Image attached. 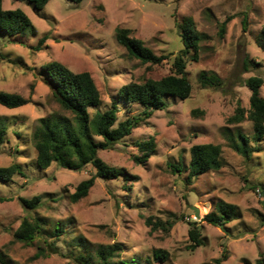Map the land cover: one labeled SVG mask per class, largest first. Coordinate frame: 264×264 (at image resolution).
<instances>
[{
  "label": "rangeland",
  "instance_id": "rangeland-1",
  "mask_svg": "<svg viewBox=\"0 0 264 264\" xmlns=\"http://www.w3.org/2000/svg\"><path fill=\"white\" fill-rule=\"evenodd\" d=\"M3 7L22 8L33 22L32 31L12 38L0 36V91L30 99L17 108L0 104V116L8 121L0 167L18 162L25 171L24 176L0 180L4 198L0 200V253L6 264H80L81 253L113 243L122 245V258L149 264H214L224 250L229 257L222 264L264 261V138L261 150L246 157L231 147L230 138L236 137L238 127L255 148L253 123L228 122L238 106L249 109L251 91L245 81L252 76L264 80V0H83L79 4L50 0L42 10L27 1L3 0ZM186 18H193L205 34L198 52L185 57L190 96L168 98L165 109L155 110L129 136L99 151L109 165L132 175L128 181L97 178L87 197L71 202L70 193L95 169L37 165L32 139L37 121L60 111L43 66L59 61L75 72H90L101 93V105L90 110L92 115L115 102L118 124L143 110L140 104L119 98L124 85L174 73L175 58L184 48L180 25ZM118 28L131 29L132 37L167 58L151 64L132 57L116 39ZM203 75L216 76L221 83L204 84ZM150 138L155 150L145 164H137L133 160L140 154L137 142ZM201 143L221 145L224 166L188 181L191 147ZM35 196L42 198L35 209L20 200ZM220 201L238 207L226 230L204 219ZM194 208L199 209L200 219ZM37 216L47 219L43 237L56 243L59 254L38 255L40 247L49 249L42 236L29 244L15 239L21 222ZM149 217L172 226L152 228L146 222ZM193 221L204 241L194 250L189 234ZM57 225L64 229L58 239L51 236ZM156 249L166 250L168 259L156 260Z\"/></svg>",
  "mask_w": 264,
  "mask_h": 264
},
{
  "label": "trees",
  "instance_id": "trees-1",
  "mask_svg": "<svg viewBox=\"0 0 264 264\" xmlns=\"http://www.w3.org/2000/svg\"><path fill=\"white\" fill-rule=\"evenodd\" d=\"M27 1L37 10H42L50 0H21ZM79 4L83 0H72ZM182 29V42L184 48L176 56L174 61V73L161 79H147L144 82H130L124 85L118 92L119 98L127 104L138 103L143 110L125 120L118 121L117 105L112 103L110 108L104 111L91 113L92 108L101 105V93L95 83L93 76L88 71L75 72L59 61H51L43 66V75L46 83L51 88L54 100L59 104L60 111L52 115L40 117L32 134V139L37 151L36 163L42 169L49 168L56 163L62 168L79 171L87 165H92L95 172L87 179L82 180L69 199L76 203L87 197L90 189L94 186L97 178L116 179L122 177L128 181L132 176L124 168L109 165L100 156V150L112 148L124 137L129 136L133 129L145 122L155 110L165 109L168 98L187 99L192 91V84L186 72L185 57L191 52H198L201 41L205 34L196 27L193 18L184 19L180 25ZM226 23L221 27V35L225 31ZM33 22L29 15L22 9H5L3 0H0V36L10 38L18 36L25 31H32ZM264 36V27L262 29ZM43 37L39 44L43 43ZM118 43L124 46L129 54L139 59L142 63L159 64L167 58L166 55H157L146 43L131 36V29L118 28L116 32ZM40 45H37V47ZM39 48V47H38ZM204 84L216 86L221 83L216 76L203 75ZM264 80L261 76H252L245 81L250 89L249 109L238 106L233 115L228 118L229 124H240L248 119L253 123V141L258 143L255 148L250 147V139L237 127L236 137L230 138V145L240 154L249 157L252 151L261 150L260 141L264 138V97L261 95V87ZM30 102L18 93L0 91V104L8 108H17ZM8 132V121L0 116V145L4 142ZM96 137H100L97 139ZM153 138L137 142L139 155H134L133 160L137 164H145L155 150ZM190 161L187 165L188 177L191 181L211 170H220L224 166L222 147L214 143H201L191 147ZM180 171V168L177 167ZM16 174L25 175L21 163L15 162L6 167H0V180H12ZM41 196L31 199L20 197L26 208L35 209L41 203ZM0 200H4L0 196ZM238 215V207L235 204L220 201L216 204V211L205 216V220L215 226L223 227ZM152 228L162 227L168 229L172 226L169 221H153L151 217L146 220ZM189 230L192 244L190 249L194 250L201 246L204 241L201 229L196 221ZM47 219L44 217H26L15 231L16 240L23 243H32L36 237L47 234ZM64 233L61 225H57L51 236L57 239ZM48 250L40 247L38 255L46 256L50 253L59 254L61 251L55 242H48ZM81 237L80 244L85 243ZM122 245L113 243L99 246L93 253H81L77 258L80 264H149L142 263L137 259H126L121 257ZM229 257L228 251L224 250L222 255L215 259L214 264H222ZM154 258L159 261L168 259V252L163 249L154 250ZM260 264L264 261L259 260ZM0 263L6 264L5 257L0 253Z\"/></svg>",
  "mask_w": 264,
  "mask_h": 264
},
{
  "label": "water",
  "instance_id": "water-1",
  "mask_svg": "<svg viewBox=\"0 0 264 264\" xmlns=\"http://www.w3.org/2000/svg\"><path fill=\"white\" fill-rule=\"evenodd\" d=\"M194 210H195V217H196L197 219H200V218H201V215H200V211H199V209H198V208H194Z\"/></svg>",
  "mask_w": 264,
  "mask_h": 264
}]
</instances>
